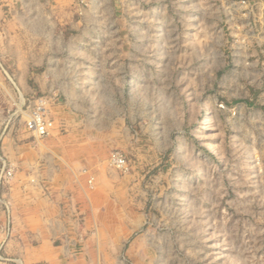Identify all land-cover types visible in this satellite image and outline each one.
Instances as JSON below:
<instances>
[{
    "label": "rangeland",
    "instance_id": "rangeland-1",
    "mask_svg": "<svg viewBox=\"0 0 264 264\" xmlns=\"http://www.w3.org/2000/svg\"><path fill=\"white\" fill-rule=\"evenodd\" d=\"M6 2L0 0V6ZM31 5L33 0L25 5V17L38 13L37 5ZM65 10L63 15L75 18L94 16L102 21V31L117 29L110 22L119 19L126 49L139 48L148 61L144 53L158 48L162 58L157 82L143 63L146 102L131 141L104 137L109 149L96 153L98 163L80 172L88 192L110 197L95 202L97 209H108L100 218L107 231L99 232L98 239L97 231L87 235L90 245L101 241L99 251L105 254L103 262L94 264H264V0H75ZM155 32L157 39H151ZM134 33L141 37L134 39ZM186 64L200 66L201 76L195 71L196 78L193 73L189 78L190 85L199 78L200 86H168L166 73L177 69L176 79L182 71L178 66ZM7 68L0 57V169L9 144L20 143L23 136L29 143L45 138L28 131L26 113L34 97L13 98L20 92ZM186 94L201 102L181 105ZM155 97L158 108L151 102ZM176 108L182 121L160 118L159 113ZM207 112L210 118L204 121ZM169 124L173 132L161 135ZM155 127L158 135L152 134ZM54 128L53 121L50 132ZM113 154L121 155L126 168L114 165ZM5 189L0 264H27L16 256L25 255V227L13 226L14 209L4 198ZM70 220L83 224L86 218ZM72 234L71 241L82 240ZM82 252L79 247L78 255ZM117 256L122 263H115Z\"/></svg>",
    "mask_w": 264,
    "mask_h": 264
},
{
    "label": "crops",
    "instance_id": "crops-1",
    "mask_svg": "<svg viewBox=\"0 0 264 264\" xmlns=\"http://www.w3.org/2000/svg\"><path fill=\"white\" fill-rule=\"evenodd\" d=\"M28 2L32 0H7L4 7L0 6V57L9 68L13 87L20 92L19 98L16 94L13 98L21 102L25 95L47 96L48 113L55 128L42 140L29 143L23 136L20 143L7 147L5 163L12 167L14 175L4 198L14 209L13 226L25 227V255L16 256H23L22 262L27 264L101 263V258H105L99 251L101 241L90 245L88 241L92 238L87 235L91 230L97 231L98 239L99 232L107 231L100 218L108 209L104 205L102 211L99 203L101 207L97 209L95 202L110 197L88 192L80 172L94 161L98 163L96 153L109 149L104 137L123 136L124 142L131 141L132 129H137L136 120L141 119L142 103L146 102L141 84L143 63L149 65V78L157 82L161 52L151 48L144 53L149 55L148 61H143L139 48L126 49L121 43L126 37L119 19L110 22L117 29L113 26L115 30L102 31L99 28L102 21L94 16L63 15V10L71 8L75 0H33L31 6L37 5L38 13L25 17ZM45 6L50 8L49 13L42 12ZM6 11L11 14H5ZM140 37L141 33H134V39ZM157 37L155 32L151 39ZM186 65L178 66L182 71L176 79L177 69L166 73L164 78L170 79L165 80L168 86H200L199 78L197 84L189 83L190 73L193 78L195 71L201 76L200 66L190 69ZM3 82L8 87V82ZM193 98L186 94L180 103L201 102L199 97ZM158 100L155 97L151 102L157 107ZM174 110H164L159 113L160 118L167 123L182 121L179 110ZM155 115L150 119L157 120ZM155 130L152 134L158 135L156 127ZM171 132L173 125L169 124L160 134ZM76 215L85 216L86 221L72 222L71 216ZM89 218L92 222L88 224ZM5 221L6 212L0 207V225ZM72 233L82 240L71 241ZM35 238L36 245L32 244ZM64 238L69 239L68 243ZM79 247L83 250L81 256L77 253ZM11 251L7 254H12ZM116 259L115 263H122L119 256Z\"/></svg>",
    "mask_w": 264,
    "mask_h": 264
},
{
    "label": "built area",
    "instance_id": "built-area-1",
    "mask_svg": "<svg viewBox=\"0 0 264 264\" xmlns=\"http://www.w3.org/2000/svg\"><path fill=\"white\" fill-rule=\"evenodd\" d=\"M30 102L32 107L26 113V127L28 131L33 133L36 137H46L49 135L50 130L53 127V121L47 111L48 97H34ZM112 161L116 167L126 168V161L121 157V155L113 154ZM12 177V171L7 169L6 164L4 163L0 169V201L3 203H6L2 198L3 191ZM8 220L9 219H7L6 227L10 224V220Z\"/></svg>",
    "mask_w": 264,
    "mask_h": 264
},
{
    "label": "bare ground",
    "instance_id": "bare-ground-1",
    "mask_svg": "<svg viewBox=\"0 0 264 264\" xmlns=\"http://www.w3.org/2000/svg\"><path fill=\"white\" fill-rule=\"evenodd\" d=\"M211 114V113H210ZM210 114H209V112H207L206 113V115L203 117L204 119V121H207L209 118H210ZM204 123V122H203ZM207 124V123H206ZM213 153V152H212Z\"/></svg>",
    "mask_w": 264,
    "mask_h": 264
}]
</instances>
